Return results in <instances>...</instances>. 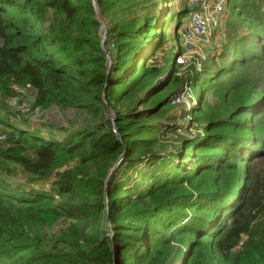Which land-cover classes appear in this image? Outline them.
<instances>
[{
  "label": "trees",
  "instance_id": "obj_1",
  "mask_svg": "<svg viewBox=\"0 0 264 264\" xmlns=\"http://www.w3.org/2000/svg\"><path fill=\"white\" fill-rule=\"evenodd\" d=\"M168 2L0 0V264H264V0L180 76Z\"/></svg>",
  "mask_w": 264,
  "mask_h": 264
},
{
  "label": "rangeland",
  "instance_id": "obj_2",
  "mask_svg": "<svg viewBox=\"0 0 264 264\" xmlns=\"http://www.w3.org/2000/svg\"><path fill=\"white\" fill-rule=\"evenodd\" d=\"M231 1V0H230ZM184 5V0H169L168 3H166L165 6V12L164 14L166 15H170V17L167 18V22L165 24L164 27V33H165V38H166V47H173V51H175L177 49V46L180 47L181 51L184 52L185 57L187 58V61L190 60L189 65L191 64V62L194 61H198L201 54H211V53H218L222 50L225 41L227 39V35H226V31H225V26L222 27L223 29H221V31L213 34L212 36L208 37L207 39L204 38H199V39H195L192 41V43L189 46H185L183 47L182 45V40L179 37V29L174 30V22H173V18H174V14L175 11L177 9L180 8L181 5ZM224 23L228 22L227 20H230V26L229 28H233L236 29L237 26L241 25L244 23V21H241V18L236 14V12L229 14V10L226 7L224 12ZM231 17H232V22H231ZM228 28V31H229ZM224 30V31H223ZM225 47V46H224ZM159 51H157L156 56H159ZM199 64V63H198ZM212 62L211 61H206L205 66L207 67L206 69H210L212 66ZM189 65L186 66V69H184L183 71L181 70V72H185L187 70V68L189 67ZM263 65V63H262ZM200 66V64L198 65V67ZM264 68V66H263ZM192 94H194L193 88L190 86V90H187V92L185 94H182L181 99H183V105L184 106H188L193 102V96ZM8 104V103H7ZM176 104L179 103H174L173 105H175V107L173 109H171L169 111V113H174V112H178L180 107H178ZM9 105V104H8ZM9 107L10 111L12 109V115H14L13 117H9V120H11V122L15 125H17L18 123H20L22 118H27L30 119L32 124L36 125L39 121H52L54 123H61V124H65L64 118L69 116V110H66L65 112H59L57 111L55 108L54 110H46V111H41L38 114H34V113H21L20 111H16V105L15 104H10ZM14 110V111H13ZM1 114V113H0ZM22 124V123H21ZM4 127L2 125H0V133L3 132ZM193 129V125H191L188 129V132H192ZM6 137L3 136V138L0 140V147H4ZM263 170V165L261 166V169H259V171Z\"/></svg>",
  "mask_w": 264,
  "mask_h": 264
},
{
  "label": "built area",
  "instance_id": "obj_3",
  "mask_svg": "<svg viewBox=\"0 0 264 264\" xmlns=\"http://www.w3.org/2000/svg\"><path fill=\"white\" fill-rule=\"evenodd\" d=\"M184 1L187 7V14L178 27L179 37L182 40L183 47L189 46L195 39H207L213 34L221 31L224 24L223 12L226 8L228 0ZM204 56V54L200 55L201 58H204ZM174 61L176 64L175 74L180 76L183 73H186L189 67L185 72H181V70L183 71L184 69H186V66L189 65L190 60L187 61V58L185 57L183 51L180 53V55L175 57ZM191 64H194L198 68V61L191 62ZM187 90V87H185L183 91L176 93L171 100V104H174L176 102L179 104H183L181 95L185 94ZM13 91L15 92V95L7 100L8 104H15L16 111L25 113L29 109L30 103L34 98V90L31 88L30 84L25 83L24 85H13ZM41 111L42 110L35 107L33 108L32 113L38 114ZM3 136L4 135L0 133V140L3 138Z\"/></svg>",
  "mask_w": 264,
  "mask_h": 264
},
{
  "label": "water",
  "instance_id": "obj_4",
  "mask_svg": "<svg viewBox=\"0 0 264 264\" xmlns=\"http://www.w3.org/2000/svg\"><path fill=\"white\" fill-rule=\"evenodd\" d=\"M101 27H102V25H101ZM174 30H175V27H174Z\"/></svg>",
  "mask_w": 264,
  "mask_h": 264
}]
</instances>
